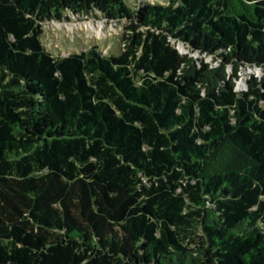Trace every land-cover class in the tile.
Here are the masks:
<instances>
[{
	"label": "trees",
	"instance_id": "obj_1",
	"mask_svg": "<svg viewBox=\"0 0 264 264\" xmlns=\"http://www.w3.org/2000/svg\"><path fill=\"white\" fill-rule=\"evenodd\" d=\"M99 13L117 56H52ZM213 56L198 64L173 44ZM264 0H0V264H264Z\"/></svg>",
	"mask_w": 264,
	"mask_h": 264
},
{
	"label": "rangeland",
	"instance_id": "obj_2",
	"mask_svg": "<svg viewBox=\"0 0 264 264\" xmlns=\"http://www.w3.org/2000/svg\"><path fill=\"white\" fill-rule=\"evenodd\" d=\"M169 0H123L130 8L136 9L140 4H162ZM126 21L108 20L99 13L90 15H69L68 19L60 22L52 21L43 24L41 43L45 50L55 57L87 52L97 48L104 56H117L127 47L126 38L133 32L128 29ZM182 54L192 57L198 64L207 63L210 67H217L218 60L213 56L190 50L182 43L172 40ZM226 75L236 77V90L245 91L248 80L252 77L262 79L264 67L239 63L226 68Z\"/></svg>",
	"mask_w": 264,
	"mask_h": 264
},
{
	"label": "water",
	"instance_id": "obj_3",
	"mask_svg": "<svg viewBox=\"0 0 264 264\" xmlns=\"http://www.w3.org/2000/svg\"><path fill=\"white\" fill-rule=\"evenodd\" d=\"M182 45H184V43H182ZM198 52V51H197ZM200 53V52H199Z\"/></svg>",
	"mask_w": 264,
	"mask_h": 264
}]
</instances>
